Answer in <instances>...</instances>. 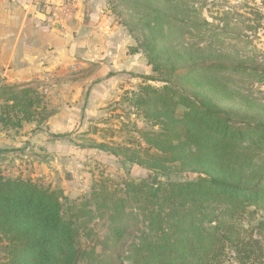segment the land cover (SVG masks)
Returning a JSON list of instances; mask_svg holds the SVG:
<instances>
[{
  "label": "trees",
  "instance_id": "trees-1",
  "mask_svg": "<svg viewBox=\"0 0 264 264\" xmlns=\"http://www.w3.org/2000/svg\"><path fill=\"white\" fill-rule=\"evenodd\" d=\"M166 24L154 15L138 41L157 78L143 77L145 83L119 102L157 130L135 129L128 146L95 145L155 176L110 181L114 187L101 185L92 196L101 209L129 203L142 219L132 264H264V218L257 216L264 209V103L234 81L249 70L257 76L261 66L211 61L205 47L170 48ZM17 90L0 77L2 129L22 128L40 109L37 92ZM102 132L113 138L116 129ZM89 207L31 180L0 176L5 264H82L76 223L90 214ZM132 229L130 223L114 226L116 243Z\"/></svg>",
  "mask_w": 264,
  "mask_h": 264
},
{
  "label": "rangeland",
  "instance_id": "rangeland-1",
  "mask_svg": "<svg viewBox=\"0 0 264 264\" xmlns=\"http://www.w3.org/2000/svg\"><path fill=\"white\" fill-rule=\"evenodd\" d=\"M87 3L93 8L87 16V41L79 52L72 51L70 59L51 65L32 82H2L17 86V91L26 88L37 92L39 96L33 99L38 98L34 104L40 109L32 122H24L22 128H0V176L31 180L61 191L68 201L80 207L90 204V214L76 223L85 256L82 264H132V249L140 236L138 230L143 228L142 219L129 203L125 209H101L92 195L101 185L114 187L110 181L119 185L155 176L95 147L103 143L128 146L137 137L135 129L157 130L130 112L127 104L119 105L126 91L137 90L145 83L143 77L157 78L139 48L144 24L159 14L167 21L164 35L170 48L198 52L199 47H205L211 61L230 59L247 67L261 66L257 76L251 77L249 70L234 77V81L242 93L264 103V0ZM100 23L95 32H90L91 26ZM110 127L116 129L113 138L102 132ZM257 216L264 218V209H259ZM123 223H130L134 229L116 243L112 229ZM243 226L247 227L248 222ZM6 262V243L0 238V264Z\"/></svg>",
  "mask_w": 264,
  "mask_h": 264
},
{
  "label": "crops",
  "instance_id": "crops-1",
  "mask_svg": "<svg viewBox=\"0 0 264 264\" xmlns=\"http://www.w3.org/2000/svg\"><path fill=\"white\" fill-rule=\"evenodd\" d=\"M90 6L87 0H0L2 82H32L79 52L87 41Z\"/></svg>",
  "mask_w": 264,
  "mask_h": 264
}]
</instances>
